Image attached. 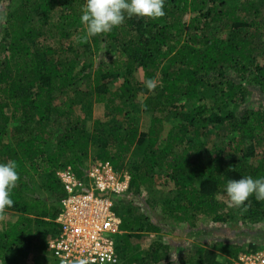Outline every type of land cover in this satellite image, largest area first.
Returning <instances> with one entry per match:
<instances>
[{
    "label": "trees",
    "instance_id": "16d2710c",
    "mask_svg": "<svg viewBox=\"0 0 264 264\" xmlns=\"http://www.w3.org/2000/svg\"><path fill=\"white\" fill-rule=\"evenodd\" d=\"M84 3L0 0V162L19 175L0 264L50 263L57 173L82 179L92 150L129 178L114 199L117 264H232L263 250L236 228L263 224L264 201L229 208L224 185L264 176V102L249 107L252 90L264 99V0H165L162 17L88 38ZM144 235L156 238L142 247Z\"/></svg>",
    "mask_w": 264,
    "mask_h": 264
},
{
    "label": "built area",
    "instance_id": "2783aa9c",
    "mask_svg": "<svg viewBox=\"0 0 264 264\" xmlns=\"http://www.w3.org/2000/svg\"><path fill=\"white\" fill-rule=\"evenodd\" d=\"M65 196L60 200L55 223L59 235L48 243V250L59 264L87 257L89 264L118 263L115 238L121 221L114 211V199L128 188L129 178L117 173L110 163L93 161L78 179L71 170L57 173ZM232 264H264V249L239 255Z\"/></svg>",
    "mask_w": 264,
    "mask_h": 264
},
{
    "label": "clouds",
    "instance_id": "9594fccd",
    "mask_svg": "<svg viewBox=\"0 0 264 264\" xmlns=\"http://www.w3.org/2000/svg\"><path fill=\"white\" fill-rule=\"evenodd\" d=\"M165 0H85L79 17L84 25L85 38L110 32L122 24L126 17L159 18L165 15ZM150 91L156 87L153 80L145 81ZM19 179L15 160L0 162V212L13 206L11 191ZM229 208H246V201L254 197L264 201V176L229 179L224 185ZM72 264H89L87 257L73 259ZM112 264H116L113 260Z\"/></svg>",
    "mask_w": 264,
    "mask_h": 264
},
{
    "label": "rangeland",
    "instance_id": "374dc122",
    "mask_svg": "<svg viewBox=\"0 0 264 264\" xmlns=\"http://www.w3.org/2000/svg\"><path fill=\"white\" fill-rule=\"evenodd\" d=\"M2 7V6H0ZM4 12L3 11H0V33H2V29L4 28ZM2 35L0 34V39H1ZM119 86V82H113L109 85L110 89L112 91H116L117 87ZM82 90H84L82 88ZM251 96H250V99H249V107L250 106H256L257 104L259 103H262L264 102V99L263 97H260L258 92L256 90H252L251 91ZM63 102L62 99H58L56 101V104H61ZM76 109V112H79V108L78 106L75 108ZM102 115V111L98 108H96L95 110V117H101ZM149 123V120H148V117L147 116H142L141 119H140V122H139V126L141 129H145L147 124ZM88 126L90 127L91 124L89 123ZM95 152L94 150L90 151V155H89V159L87 162H86V167L88 165H90L92 163V158L94 156ZM13 215L9 216L7 215L6 217V220L9 218H12ZM202 226H208V224L204 223L202 224ZM239 228L240 231H236V234L238 235L237 238L240 239V240H245L246 242H255L257 245L259 246H264V223L263 224H260L258 226H253V227H250V229H248L247 227H244L243 225H239L236 230ZM230 231V230H229ZM243 233H246V234H243ZM249 236H248V234ZM156 237L154 235H144L143 238L140 240V244L142 245V247H147L151 241H153ZM186 241V247L188 248L190 246V240H185ZM48 253H49V261L50 263L49 264H59L53 257L52 253L48 250ZM174 258V257H172ZM223 257H220L218 258L219 262H221V264H223L224 262V259H222Z\"/></svg>",
    "mask_w": 264,
    "mask_h": 264
}]
</instances>
